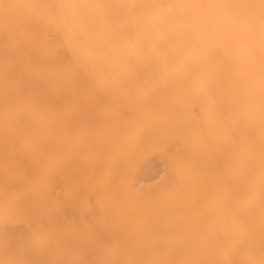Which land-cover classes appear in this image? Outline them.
Instances as JSON below:
<instances>
[{"label":"bare ground","instance_id":"bare-ground-1","mask_svg":"<svg viewBox=\"0 0 264 264\" xmlns=\"http://www.w3.org/2000/svg\"><path fill=\"white\" fill-rule=\"evenodd\" d=\"M0 264H264V0H0Z\"/></svg>","mask_w":264,"mask_h":264}]
</instances>
